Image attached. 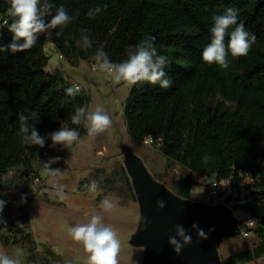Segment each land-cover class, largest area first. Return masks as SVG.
Wrapping results in <instances>:
<instances>
[{
    "label": "trees",
    "instance_id": "16d2710c",
    "mask_svg": "<svg viewBox=\"0 0 264 264\" xmlns=\"http://www.w3.org/2000/svg\"><path fill=\"white\" fill-rule=\"evenodd\" d=\"M73 17L66 27L51 30V41L72 64L92 61L97 49L112 60L127 59V51L146 39L159 54L168 58L167 89L147 82L132 86L123 111L129 133L136 139L152 136L161 139L159 151L170 161L195 174L225 178L249 173L252 201L244 211L259 223L253 232L258 241L251 248L235 252L228 263H243L264 255V0H52ZM8 0H0V42H11L12 33L4 21ZM101 11L90 18V9ZM228 8L238 10V24L254 34L256 41L248 55L232 58L221 69L202 59L210 43L213 15ZM50 20V17L47 18ZM232 26L228 31L234 30ZM82 34L92 41L90 48L78 46ZM49 38L39 36L36 45L24 52H0V185L10 171L31 181L40 175L36 160L51 154V140L45 147L23 143L18 113H37L28 123L41 136L61 127L75 128L80 137L87 135L82 125H73L71 115L79 106H89V95L80 89L74 97L65 90L74 87L59 70L48 71L45 45ZM228 38L225 39L227 44ZM181 59H184L182 61ZM58 148L61 146L57 145ZM62 149V148H61ZM207 157V160H205ZM125 177H129L123 168ZM117 174V173H115ZM110 179V178H109ZM129 187L130 181H129ZM192 178L180 176L176 192L190 197ZM0 186V199L8 203ZM47 198V193L43 194ZM35 196L25 194L19 221L6 211L0 216V240L8 245H23L28 259L39 264L38 247L31 231L29 205ZM5 204V205H6ZM21 235V237H20Z\"/></svg>",
    "mask_w": 264,
    "mask_h": 264
},
{
    "label": "rangeland",
    "instance_id": "374dc122",
    "mask_svg": "<svg viewBox=\"0 0 264 264\" xmlns=\"http://www.w3.org/2000/svg\"><path fill=\"white\" fill-rule=\"evenodd\" d=\"M45 52L49 56L46 69L52 72L59 70L67 82L79 85L89 95V108L94 109L97 105L104 107L112 119V125L94 139L85 135L71 149L52 147L51 156L36 160L35 167L44 180L40 192L32 191L30 178L17 171L11 173L0 185L8 198L3 211L19 221L23 196H35L28 208L31 212V231L38 247L39 264H87L88 253L83 244L74 241L68 230L76 224L86 223L94 212L101 215L103 222L117 233L121 244L118 264H141L143 249L129 243L140 212L134 190L128 184L130 181L132 187L130 177H125L123 173L125 167L119 148L120 140L123 139L144 160L156 179L174 191L177 188L175 181L182 175L188 176L195 181L193 193L198 198L193 199L204 200L205 181L199 174L168 160L158 146L148 145L129 133L123 108L132 86L113 84L98 70H89L92 61L81 60L72 64L49 42L45 45ZM261 151L264 152V144ZM57 156L60 160L51 167L60 169L61 174L53 178L43 172V162ZM244 175L246 184L251 185L254 182L252 175ZM93 181L98 185L95 193L86 187ZM60 188L65 197L62 200L57 195ZM45 192L47 198L43 196ZM105 197L115 203L111 211L105 212L99 207ZM235 214L239 218L247 215L242 208ZM257 241L254 232L247 237L237 234L223 239L220 242L223 263L231 264L228 263L231 254L251 248ZM0 252L18 258L20 264H36L28 259L27 249L23 245L6 246L0 240ZM234 264H264V255L252 261Z\"/></svg>",
    "mask_w": 264,
    "mask_h": 264
},
{
    "label": "clouds",
    "instance_id": "9594fccd",
    "mask_svg": "<svg viewBox=\"0 0 264 264\" xmlns=\"http://www.w3.org/2000/svg\"><path fill=\"white\" fill-rule=\"evenodd\" d=\"M9 7L5 15L11 18V22L4 21L8 31L12 33L11 42L4 45L0 42V52L10 51L11 53H20L33 48L41 34L50 33V30L66 27L71 23V17L64 7H56L53 12L54 4L52 0H8ZM101 11L100 7L90 9L87 15L94 18ZM50 17V20L47 19ZM212 26L210 28L211 40L202 51V59L208 64H216L221 69L229 67V55L232 58H239L248 55L256 37L245 30L243 24H238V10L228 8L223 14L213 15ZM234 30L229 32L232 27ZM2 35V34H0ZM228 38L227 44L225 39ZM155 38H149L134 48L127 51V59L121 62H112L110 57L102 50L97 49L93 59L95 61L93 68L103 73L106 79L113 84L124 83L127 86L149 83L159 85L163 89L170 88L172 82L166 78L165 68L169 63L167 56L159 54L152 41ZM78 46L90 48L92 41L87 34H82L81 40L77 41ZM66 95L74 97L80 92L78 86L69 87L65 90ZM26 110L18 113L19 135L24 144L29 146H38L44 148L46 140H51V146H61L63 149H71L76 143L81 142L80 133L75 128H65L50 132L47 136H41L35 126L30 125V119L37 118L36 112L25 114ZM73 125H82L86 129L87 137L94 139L104 133L112 125V119L104 107L97 105L94 109L89 106H79L75 108L71 115ZM60 157H52L43 162V172L53 178L61 174L60 169H53L52 164L57 163ZM207 160V157H205ZM90 192L95 193L98 185L93 181L86 185ZM57 195L62 200L64 194L62 188L58 189ZM6 201L0 199V214L3 213ZM100 209L107 212L115 207L112 199L105 197L100 202ZM165 202H157V208L163 209ZM145 224L147 220L145 218ZM0 224H6L0 216ZM197 230V237L207 239L203 229L197 224L192 225ZM214 229H210L212 231ZM71 238L82 243L86 253H88L87 264H118V254L120 251V240L117 233L103 222L101 215L95 212L90 215L86 223L76 224L69 227ZM175 235L170 236L168 243L172 246L175 254L180 255L184 246L192 243V236L182 225L177 224L174 228ZM19 252H17V256ZM0 264H20L18 258H13L3 252H0Z\"/></svg>",
    "mask_w": 264,
    "mask_h": 264
},
{
    "label": "water",
    "instance_id": "95a60500",
    "mask_svg": "<svg viewBox=\"0 0 264 264\" xmlns=\"http://www.w3.org/2000/svg\"><path fill=\"white\" fill-rule=\"evenodd\" d=\"M119 148L139 205V221L129 243L143 249L141 264H224L220 242L237 235L240 225L234 210L223 201L209 203L182 196L156 179L123 139ZM160 200L165 202L163 209L157 208ZM194 223L204 230L206 240L197 237ZM177 224L192 236V243L184 246L178 256L168 243Z\"/></svg>",
    "mask_w": 264,
    "mask_h": 264
},
{
    "label": "built area",
    "instance_id": "2783aa9c",
    "mask_svg": "<svg viewBox=\"0 0 264 264\" xmlns=\"http://www.w3.org/2000/svg\"><path fill=\"white\" fill-rule=\"evenodd\" d=\"M44 36L49 38L48 42L52 45L51 41V30L50 33H44ZM94 63L89 67V70L93 68ZM74 86L79 85L74 84ZM148 145L160 146L161 139L155 140L152 136H148L143 140ZM212 176V178H210ZM244 174L240 175V179L237 180L233 175L225 178H218L215 175L200 174L201 179L205 181V193L204 200L209 203H217L223 201L236 213L239 208L244 210L245 206L252 201V194L249 185L246 184ZM44 184V180L41 175H36L31 182V189L33 192H40L41 186ZM245 212V211H244ZM240 219V225L238 234L247 237L249 236L254 228L257 227L259 219L250 215H245Z\"/></svg>",
    "mask_w": 264,
    "mask_h": 264
},
{
    "label": "crops",
    "instance_id": "0c3cea01",
    "mask_svg": "<svg viewBox=\"0 0 264 264\" xmlns=\"http://www.w3.org/2000/svg\"><path fill=\"white\" fill-rule=\"evenodd\" d=\"M53 46H55V45H53ZM52 151V150H51ZM49 156H51V154L49 155ZM48 156V157H49ZM34 167H35V162H34ZM35 169H36V167H35ZM184 169H186V168H184ZM187 170V169H186ZM36 171H38L37 169H36ZM14 172V170L13 171H10L9 172V174L4 178V180L11 174V173H13ZM39 172V171H38ZM40 174V173H39ZM22 176H24L23 174H21ZM186 177H188V176H186ZM188 178H190V177H188ZM178 182H179V179L178 180H176L175 181V187H177L178 186ZM193 187H194V184L192 185V187H191V195H190V197L191 198H198V196H195L194 195V193H193Z\"/></svg>",
    "mask_w": 264,
    "mask_h": 264
}]
</instances>
